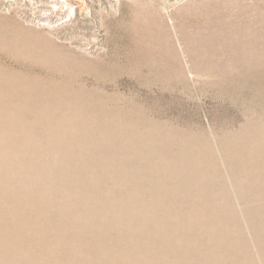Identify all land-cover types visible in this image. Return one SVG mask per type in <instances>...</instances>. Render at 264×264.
<instances>
[{
    "label": "rangeland",
    "instance_id": "rangeland-1",
    "mask_svg": "<svg viewBox=\"0 0 264 264\" xmlns=\"http://www.w3.org/2000/svg\"><path fill=\"white\" fill-rule=\"evenodd\" d=\"M0 264H264V0H0Z\"/></svg>",
    "mask_w": 264,
    "mask_h": 264
}]
</instances>
